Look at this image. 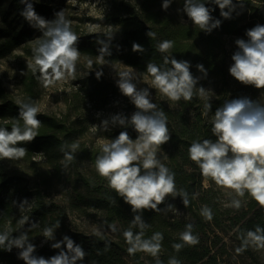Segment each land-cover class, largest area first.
Instances as JSON below:
<instances>
[{
    "label": "trees",
    "instance_id": "obj_1",
    "mask_svg": "<svg viewBox=\"0 0 264 264\" xmlns=\"http://www.w3.org/2000/svg\"><path fill=\"white\" fill-rule=\"evenodd\" d=\"M35 11L43 16L49 13L48 6L39 0H32ZM184 0H173L167 11L161 7L162 0H111V9L102 19L107 31L88 33L78 36V49L80 56L97 58V37L112 31L114 38L111 41V55L105 57L107 62H123L137 68L141 73L148 74V62L163 64L164 56H174L178 60H187L191 63V72L195 77L206 76L196 68L203 64L207 74H215L225 84L223 93L214 100H204L197 94L191 101L181 99L179 107L171 106L165 102L157 101L155 104L167 116V124L171 135L170 140L163 144V149L168 157L163 162L175 173L176 188L188 193L189 204L185 206L182 198L168 196L158 206V210H145L143 219L149 225L145 230V237H150L155 232L163 234L162 248L159 259L163 264H168L170 257H176L181 264H228L232 252L222 242L220 233L226 234L233 231L231 238L241 246L240 233L254 229L256 225L264 227V207H261L247 194L241 198L240 210L232 206H225L221 202L219 192L223 187L218 186L210 178L204 177L199 167L189 158L188 148L193 140L212 139V120L214 112L225 100L248 96L256 99L260 91L251 85L245 86L234 77L231 87L228 73L229 50L227 37L247 39L246 30L257 23L264 24V0H243V7H237L231 19L220 16V9H215L212 15L222 21L221 26L206 34L198 26L184 22L178 14L171 9L182 11ZM236 2V0H234ZM24 8L19 0H0V59L11 54L24 43L35 39L39 30L31 27L20 15ZM185 14V13H184ZM186 15V14H185ZM187 17V16H186ZM188 18V17H187ZM155 33V38H149L147 32ZM163 40H171L174 47L169 53H160L156 45ZM136 42L145 49L143 53L132 51V44ZM40 79L39 72L27 76V99L25 102L35 103L36 87ZM96 93L103 96L109 91L120 92L113 85L96 80ZM123 95V94H122ZM125 114L132 112L135 106L128 97L124 98ZM0 82V126L10 130L12 122L18 119L19 107ZM211 103L212 110L207 111L206 103ZM37 118L41 121L39 135L31 142L22 146L27 149L26 155L19 160H0V231L6 228L13 229L14 235L19 231H27L31 242L34 243L36 254L44 257L54 255L58 249L51 248L53 241L42 243V231L47 226L60 221L61 229H65L67 209L81 215H88L93 211L99 212L103 226L110 229L107 233L70 232L68 235L80 243L86 251V256L80 264H155V258L144 252L129 255L128 244L123 236L133 218L131 206L108 186L105 178L99 176L95 170V159L100 148L89 146L82 140L83 132L71 125L65 118L56 115L39 113ZM21 125L23 121H20ZM121 131H127L132 139L137 137V132L131 127L118 126L108 133L111 140ZM76 142L80 145L74 154L75 159L69 167L76 168L82 163L91 164L88 171L77 170L73 173L72 190L69 192L67 207L47 201L45 188L35 186L27 175L16 170L14 166L22 162H35L33 158L42 153L48 165L62 168L63 153L60 151L62 144ZM65 172V171H64ZM208 182V183H206ZM43 183H51V177H43ZM28 202L20 207V201ZM171 205V207H169ZM207 205L212 209L213 219L206 220L201 215L202 206ZM27 218L26 223L20 221ZM38 224L35 225L34 221ZM187 224L193 225L194 234L199 236V243L195 246H185L179 252L173 248L174 243L181 242L180 233ZM35 225V226H33ZM114 225L116 231H112ZM139 231V229H133ZM108 247L106 250L105 242ZM222 242V244H220ZM251 254L250 246L243 251ZM260 263V262H258ZM0 264H24L18 259L15 248L11 252L0 249Z\"/></svg>",
    "mask_w": 264,
    "mask_h": 264
},
{
    "label": "clouds",
    "instance_id": "obj_2",
    "mask_svg": "<svg viewBox=\"0 0 264 264\" xmlns=\"http://www.w3.org/2000/svg\"><path fill=\"white\" fill-rule=\"evenodd\" d=\"M19 3L24 5L20 10L23 19L42 33L32 49L33 62L28 63L27 68L34 74L39 72L45 87L68 77L74 78L80 58L77 47L79 37L64 11H57L54 18L49 20L35 11L32 0H19ZM172 3L173 0H162L161 7L167 11ZM211 5L219 7L221 17L231 19L237 7H243V0H184L182 11L193 25L208 34L222 23L212 15L215 9ZM245 34L247 39L235 40L237 50L231 57L233 63L228 71L241 84L264 89V24L257 23L247 29ZM147 36L155 38V33L148 31ZM113 38L112 31L104 33L103 38L97 37L101 65L105 57L111 55ZM173 47L174 42L171 40H163L156 45L162 54L169 53ZM132 51L143 53L145 49L133 42ZM91 64L89 61L90 67ZM196 68L207 75L203 64H197ZM131 69L128 66L126 70L118 71L116 84L136 110L130 117L122 113L114 114L102 120L100 126L105 130L110 124L122 128L131 126L138 135L132 139L127 131H121L109 142L101 144L95 159V170L131 206L134 215L129 227L123 231L129 255L144 252L155 258V264H163L159 259L163 234L155 232L145 237L149 225L143 219V212L157 211L168 196H180L185 206L189 204V199L186 191L176 188L175 173L157 155V150L171 138L167 116L152 102L150 88L137 86V76ZM190 69V61L178 60L173 55H165L163 64H146V71L152 77V87L173 102L181 99L191 101L197 94V88L200 96L205 95L206 89L198 86L200 77H195ZM102 74V71H97L96 78L99 79ZM16 103L19 107L18 119L12 122L10 130L0 126V160L22 159L27 152L22 145L39 135V107L33 102ZM204 107L207 111L212 110L210 102ZM211 131L216 139L193 140L188 148L189 158L199 167L204 177L210 178L220 187L231 189L236 197L243 198L247 194L264 207V103L248 96L225 100L214 112ZM79 147L76 142L60 146L63 169H67L75 159L74 154ZM27 202L25 198L18 205L23 207ZM230 205L239 209L242 201L233 198ZM201 215L208 221L213 219L212 209L207 205L202 206ZM26 220L24 218L20 223L24 224ZM59 227L60 221H57L42 231L45 241H53L51 248L58 249L50 257L36 254L37 246L31 242L27 231H19L14 235L11 228L0 231V249L9 252L13 248L19 249L18 259L23 260L24 264H80L85 259V249L67 234L57 240L55 233ZM110 227L116 231L114 225ZM133 229L139 231L134 232ZM239 238L242 243L236 249L238 253L250 245L264 249V227L259 224L254 229L241 232ZM179 239L181 242L173 244L176 252L185 246L199 243V236L194 234L192 224L185 226ZM105 245L107 250V241ZM168 264L181 262L176 257H170Z\"/></svg>",
    "mask_w": 264,
    "mask_h": 264
},
{
    "label": "rangeland",
    "instance_id": "obj_3",
    "mask_svg": "<svg viewBox=\"0 0 264 264\" xmlns=\"http://www.w3.org/2000/svg\"><path fill=\"white\" fill-rule=\"evenodd\" d=\"M48 6L49 13L43 16L46 19H53L57 11L63 10L67 19H69L73 31L77 36H84L88 33H96L107 31V27L102 19L110 12L111 0H40ZM175 14L184 22H189V19L181 11L171 9ZM42 37L39 32L38 36L20 47L16 48L11 54L0 59V82L3 87L10 94L11 98L15 101H24L27 97V76L32 74L31 69L27 68L28 63L33 62L32 49L38 39ZM235 37H227V47L229 50V63H233L231 57L237 50L235 44ZM89 61L92 62L91 67ZM129 65L123 62H107L100 64L99 57L80 56L76 64L75 76L68 77L65 80L58 81L48 87L39 79L36 87V100L35 104L39 107V113L48 115H56L65 118L71 125L83 132L82 140L91 147L100 148L101 144L109 142L108 133L119 125H109L108 129L102 128L101 121L109 119L112 115L122 113L125 116L130 115L136 108L127 114L124 111V98L125 96L115 90L109 91L103 96L96 93V80L113 85L118 88L116 80L118 79L117 72L126 70ZM132 67V66H131ZM137 76V86L140 88H150L151 100L153 103L160 101L165 102L171 106L179 107L178 102H173L167 97L163 96L158 90L152 87V77L148 74L141 73L137 68L132 67ZM102 71V76L97 79L96 72ZM229 73V71H228ZM229 74L230 85L233 87L234 80L231 79ZM200 86L206 89L205 95L200 96L204 100H214L223 93L225 87L224 81L215 74H207L202 77ZM261 103H264V91H260L256 97ZM132 104V103H131ZM157 155L163 163L166 161L168 154L161 148L157 150ZM33 160L35 162H22L17 163L14 168L21 173L27 175L35 186L45 188L47 201H52L61 207H67L69 192L72 190L73 176L76 175L77 170L88 171L92 168L89 163H82L76 168L67 167V169L53 168L46 162V157L39 153ZM5 161V159L3 160ZM65 171V172H64ZM50 176L51 183L44 184L43 177ZM208 183V182H206ZM221 197V202L225 206H231L230 201L236 197L231 189L222 188L218 193ZM241 208V207H240ZM234 209L232 214L235 213ZM34 224L37 225L38 221L35 220ZM65 229L58 228L56 230V239L59 240L63 235L70 232H84V233H107L111 232L110 229L103 226L99 212H92L88 215H81L67 209ZM222 242H226L227 248L232 252L229 257L228 264H264V249L257 248L250 245L252 250L251 254L242 252L238 253L237 243L231 238L233 231L223 234L220 233ZM46 242L42 239V243ZM222 242L220 244H222ZM19 252V249H16ZM260 262V263H258Z\"/></svg>",
    "mask_w": 264,
    "mask_h": 264
}]
</instances>
